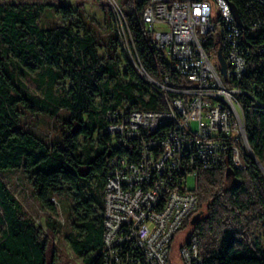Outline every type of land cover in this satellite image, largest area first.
<instances>
[{
  "label": "trees",
  "instance_id": "trees-1",
  "mask_svg": "<svg viewBox=\"0 0 264 264\" xmlns=\"http://www.w3.org/2000/svg\"><path fill=\"white\" fill-rule=\"evenodd\" d=\"M56 1L58 5L41 7L27 0L0 4V172L22 171L30 177L41 207L50 214L47 229L52 236H57L62 226L55 219L59 206L54 198L70 196L66 239L85 264H103L107 166L111 158L129 152L108 132L110 114L121 108L158 110L164 103L137 75L114 25L100 43L81 5L74 11L63 0ZM229 1L244 22L264 20L263 4ZM122 5L148 73L159 82L165 74L180 81L172 65L160 61L150 45L143 21L147 1L123 0ZM46 10L62 20L42 25ZM209 41L214 47L215 41ZM255 42L264 46V28L251 35V43ZM263 56L253 49L249 72L241 83L259 102L246 94L241 102L248 143L264 167ZM32 74H36L40 95L24 82ZM63 111L60 143L49 144L23 126L24 113L56 119ZM242 153L245 167L228 158L220 169L200 173L199 208L185 227L192 224L191 235L199 239L205 264H264V241L251 229L254 221H260L264 236V171L246 146ZM204 202L208 208L202 215ZM0 206L4 226L0 264H53L49 260L51 237L27 217L1 178Z\"/></svg>",
  "mask_w": 264,
  "mask_h": 264
},
{
  "label": "built area",
  "instance_id": "built-area-1",
  "mask_svg": "<svg viewBox=\"0 0 264 264\" xmlns=\"http://www.w3.org/2000/svg\"><path fill=\"white\" fill-rule=\"evenodd\" d=\"M103 1L134 70L164 103L158 110L121 108L110 114L107 130L129 152L107 166L103 264H170L172 242L199 208L200 173L220 169L228 158L244 167L242 146L248 139L241 97L259 101L241 83L253 49L264 54L262 44L251 43L264 20L244 22L239 13L240 24L228 0H146L150 45L180 79L165 74L159 82L141 62L120 0ZM180 254L184 264H205L195 235L180 246Z\"/></svg>",
  "mask_w": 264,
  "mask_h": 264
},
{
  "label": "rangeland",
  "instance_id": "rangeland-1",
  "mask_svg": "<svg viewBox=\"0 0 264 264\" xmlns=\"http://www.w3.org/2000/svg\"><path fill=\"white\" fill-rule=\"evenodd\" d=\"M12 0H0V4L9 3ZM29 3H36L39 7L44 6L46 4H59L56 0H27ZM64 4L71 7L74 11H77L79 6L81 5V12L85 15V18L88 23L94 25L98 36L100 39L98 41L102 42V39L106 38V36L111 32L114 21L110 14H108V10L105 7V2L103 0H90L88 2H79L77 0H63ZM123 3V0H120ZM46 10L43 13V19L41 24L44 26L49 25L54 21L60 22L62 20L61 16L57 13H53L54 15H48L49 13ZM79 17L75 15V20L79 21ZM100 42V43H101ZM102 55H105L103 48L101 47ZM122 71L125 69V66H121ZM36 74H32L24 79V82L30 88V90L34 93L41 94V90L39 89ZM67 87H70V83L64 82ZM66 112L61 113V117L53 119L46 115L34 114L31 115L29 113L23 114V126L24 128L34 132L39 137L43 138L49 144L60 143L62 139V134L64 131L63 128V118L65 117ZM242 166L245 167V162H242ZM238 167H240L238 165ZM0 178L6 183L8 188L14 194L15 198L22 204L24 211L28 218L33 221V223L39 227L42 231L46 232L51 237V247L49 251V260L53 262V264H85L83 259L78 257L73 249L71 248L68 240L66 239L67 233L70 231V221H69V203L72 202V198L68 195L62 196L61 199L55 197V202L58 203L59 206V217L55 219L61 223V231L57 236H52L51 233L47 229V222L50 219V214L44 210L34 191L33 183L30 177L22 171H6L0 172ZM195 185V177L190 175L189 177V186L194 187ZM61 203H60V202ZM62 204V205H61ZM208 203L204 202L201 205L200 212L202 215L207 213ZM2 209L0 206V216H2ZM192 220V219H191ZM4 229L3 224L0 222V240L2 237V231ZM192 224L189 223L186 227L180 230L174 241L172 242L171 252L169 257L170 264H184L182 256L180 254V246L187 240L189 235L191 234ZM251 229L254 232L256 237L261 238L264 241L262 225L260 221H254L251 224Z\"/></svg>",
  "mask_w": 264,
  "mask_h": 264
},
{
  "label": "water",
  "instance_id": "water-1",
  "mask_svg": "<svg viewBox=\"0 0 264 264\" xmlns=\"http://www.w3.org/2000/svg\"><path fill=\"white\" fill-rule=\"evenodd\" d=\"M228 2L230 3V5H231V7H232V9H233V13H234L235 18L237 19V21H238L240 24H242V21H241V19H240L239 11H238L237 7H236L233 3H231L229 0H228ZM218 58H219V62H220V64H221V72H222L223 75L225 76V75H226V72H227V63H226V59H225V57H224V55H223V52H222L221 50L218 51ZM247 149L249 150V152H250L251 156L254 158V160L260 165V167H261V168L263 169V171H264V167H263V165L259 162V160H258L257 157L255 156V154L253 153V151H252V149H251L249 143H248V145H247ZM230 170H231V168L229 169L228 174H230V172H231ZM192 223L194 224L195 221H193Z\"/></svg>",
  "mask_w": 264,
  "mask_h": 264
}]
</instances>
